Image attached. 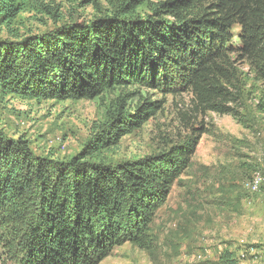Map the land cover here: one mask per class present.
Here are the masks:
<instances>
[{"label": "trees", "instance_id": "obj_1", "mask_svg": "<svg viewBox=\"0 0 264 264\" xmlns=\"http://www.w3.org/2000/svg\"><path fill=\"white\" fill-rule=\"evenodd\" d=\"M31 0H0V93L34 101H90L134 88L191 96L196 112L228 115L233 56L264 83V0H157L145 16L135 0L88 23L43 33L13 22ZM127 94L67 162L33 153L0 131V264H99L126 243L141 244L156 211L186 171L200 133L156 156L92 161L161 109ZM91 159V160H90ZM240 251V250H239ZM219 264H237L229 248Z\"/></svg>", "mask_w": 264, "mask_h": 264}, {"label": "rangeland", "instance_id": "obj_2", "mask_svg": "<svg viewBox=\"0 0 264 264\" xmlns=\"http://www.w3.org/2000/svg\"><path fill=\"white\" fill-rule=\"evenodd\" d=\"M157 0H135L145 16ZM123 0H31L13 22L20 32L43 33L64 23H88L119 8ZM0 31V37H5ZM239 101L228 115L196 112L191 96L114 89L86 101H34L0 93V131L23 138L33 153L67 162L97 133L116 101L125 112L141 98L161 109L140 129L92 161L107 165L156 156L200 133L186 171L172 186L141 244L115 248L99 264H219L224 249L237 264H264V83L231 56ZM91 160V159H90ZM240 250V251H239Z\"/></svg>", "mask_w": 264, "mask_h": 264}]
</instances>
